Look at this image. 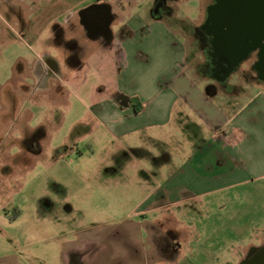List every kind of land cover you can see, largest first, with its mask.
Segmentation results:
<instances>
[{"label": "rangeland", "instance_id": "obj_1", "mask_svg": "<svg viewBox=\"0 0 264 264\" xmlns=\"http://www.w3.org/2000/svg\"><path fill=\"white\" fill-rule=\"evenodd\" d=\"M153 1L95 2H107L117 16H128L132 12L142 16L147 15ZM203 1L173 0L169 5L174 14L163 18L177 30L186 45L183 73L190 89H198L204 96L205 89L213 82L201 75L198 67L204 56L190 37L202 21ZM33 6L31 0H0V264H67L66 252L76 244L80 233H103L105 226L97 227L95 223L105 224L111 217L109 213L132 215L144 196L141 186L145 183L138 172L150 173L154 168L149 157L158 161L165 156L171 158L170 163L160 164V168L168 172L189 156L191 143L184 133V125L179 126L183 121L174 119L160 131H148L149 136L161 141L159 147L147 142L142 146L138 142L136 146L145 148L146 154L137 150L123 152L120 142H109L99 130L92 129L88 134L92 124L76 127L83 121L86 123L89 114L72 94L60 95L53 90L54 86L51 92L32 91L35 56L42 50L28 38V19L33 15L30 9ZM44 21L36 22L35 35H41ZM119 25L116 20L112 27L117 30ZM42 34L43 41L48 33ZM52 52L61 59L58 51ZM252 63V60L244 61L229 76L228 83L234 85L229 93L219 87L215 98L197 100L194 94L192 103L195 107H228L230 111L264 107V82L256 80ZM61 66L64 74L71 72L69 67ZM176 69L172 72L177 73L179 69ZM21 84L26 86L20 88ZM28 86H31L29 92ZM256 98L261 104L259 101L253 104ZM179 106L180 103L176 105ZM185 114L189 121H198L188 112ZM227 130L224 126L209 133L222 144H228L226 152L235 150L236 155H241L236 169L243 171L252 149L227 143ZM202 134L210 138L204 128ZM36 148L41 151L39 155H34ZM194 196L172 205L170 210L178 220V228H184V222L190 220V225L196 227L195 232L220 233L223 239L202 243L207 248L219 244L225 252H231L226 264H238L245 256L243 247H250L247 254L264 250L260 247L264 242V175L249 177L246 182L221 191ZM120 248H123L120 254L124 253L129 260L133 258V264L139 263L126 247ZM85 259L80 258V261L88 264Z\"/></svg>", "mask_w": 264, "mask_h": 264}, {"label": "crops", "instance_id": "obj_2", "mask_svg": "<svg viewBox=\"0 0 264 264\" xmlns=\"http://www.w3.org/2000/svg\"><path fill=\"white\" fill-rule=\"evenodd\" d=\"M95 1L31 0L32 6L36 4L30 7L33 15L28 19V38L42 48L35 60L42 63V58H48L55 63L57 69L53 73H58V88L47 79L43 82L39 70L34 73V61L31 74L34 87L28 86V92L29 88L34 92H51L54 86L53 90L60 95L72 94L89 114L88 121L76 127L92 124L88 134L92 129L99 130L109 142H120L121 151L128 153L137 150V153L146 154L142 148L144 142L159 147L161 141L149 136L148 131H160L174 119L186 120L187 124L180 122L179 126L184 125L191 150L183 163L168 172L163 171L160 164L170 163L171 158L165 156L158 161L149 157L154 168L150 173L138 172L145 183L141 186L144 196L135 204L132 215L124 217L109 213L111 217L105 220V224L95 223L97 227L105 226L103 233H80L76 244L66 252L65 263L73 255L86 258L88 264H133V258L129 260L124 253L120 254L123 246L139 259L138 264H226L231 252H225L219 244L207 248L202 243L223 239L220 233L195 232L196 227L190 225V220L184 222V228H178V220L170 209L194 195L221 191L246 182L249 177L264 175V107H232L231 111L228 107L213 105L195 107L191 100L194 94L197 100L207 101L219 94V87L209 89L214 83L210 84L204 96L198 89H190L183 73L187 49L177 30L166 24L163 16L153 14L151 8L147 15L132 12L128 16H117L110 4ZM101 4L109 5L111 14L120 22L117 30L110 26V39L103 31L94 30L88 34L80 23L82 9ZM43 19L45 25L41 35L37 36L36 22ZM45 32L48 36L42 41ZM47 48L58 51L61 59L53 56ZM62 64L71 72L64 74ZM176 68L179 71L173 73ZM203 77L211 80L207 75ZM228 79L226 84L234 88ZM259 98L253 104L260 103ZM178 103L180 106L176 107ZM187 112L198 121L191 118L189 121ZM224 126L228 129L225 134L227 143L247 145L252 149V156L244 164L243 171L236 169V162L242 160L238 159L241 155H236L235 150L226 152L228 144H222L209 133ZM203 128L210 138L202 134ZM138 142L142 146H136ZM40 153L39 148L34 150V155ZM78 154L83 155L82 152ZM165 243L170 246L168 250L163 249ZM260 247H264V242ZM243 248L246 256L250 247Z\"/></svg>", "mask_w": 264, "mask_h": 264}, {"label": "flooded vegetation", "instance_id": "obj_3", "mask_svg": "<svg viewBox=\"0 0 264 264\" xmlns=\"http://www.w3.org/2000/svg\"><path fill=\"white\" fill-rule=\"evenodd\" d=\"M171 1L173 0H154L151 12L159 16H172L174 9L169 5ZM202 3V21L199 26H195L190 37L193 38L192 43L200 47L203 53L204 61L200 65L202 72L214 83L208 88L221 87L226 91L233 88L223 82V78L230 69L236 68L231 62L241 48H245L247 55L239 66L244 61L252 60V69L258 77V73L262 71L260 64L264 62V0H204ZM81 11L79 13H82ZM83 15L84 22L93 25L92 30L103 31L105 35L106 23L111 21L112 26L117 20L114 14H108L106 7L91 8ZM226 32L229 34L226 35ZM220 47H229L231 51H221ZM41 61L42 63L38 59L35 60L34 73L39 70L43 82L47 79L58 88V73H53L57 69L55 63L48 58H42ZM24 86L26 85L22 84L20 88ZM169 247L165 243L163 249L168 250ZM252 251L246 254L239 264H264V250Z\"/></svg>", "mask_w": 264, "mask_h": 264}, {"label": "water", "instance_id": "obj_4", "mask_svg": "<svg viewBox=\"0 0 264 264\" xmlns=\"http://www.w3.org/2000/svg\"><path fill=\"white\" fill-rule=\"evenodd\" d=\"M100 7H106V9L108 11V14L111 16L110 6L107 5V4L92 5V6L88 7V8H86V9H83L81 11L82 13H79L80 23H81L82 27L86 30V32L88 34L89 33L92 34L93 33L92 31H94L96 29L92 30L93 29V25L90 24V23H85L84 22V20H83V17H84L83 13L86 12L87 10L91 9V8H100ZM110 22L111 21H108L106 23L105 27H104V30L106 31L107 37H109V39L111 38L110 37L111 36V32H110V29H109L110 28ZM227 34H229V32H226V35ZM230 34H232V33H230ZM220 50L221 51L223 50L224 52H226V51H229L230 48L229 47H220ZM232 50H233V48H232ZM246 55H247V52H246L245 48L239 49L237 51V57L232 59V62H231L232 66H234V67L237 68L239 66V64L241 63V61L246 58ZM236 68L230 69V71L227 72V74L223 78V82H226L227 81V79L230 76V74L233 73L236 70ZM259 68L262 71L260 73H258V80L264 82V62L260 64V67ZM67 264H83V263L80 261V258L79 257H77V256H70L69 261H68Z\"/></svg>", "mask_w": 264, "mask_h": 264}, {"label": "trees", "instance_id": "obj_5", "mask_svg": "<svg viewBox=\"0 0 264 264\" xmlns=\"http://www.w3.org/2000/svg\"><path fill=\"white\" fill-rule=\"evenodd\" d=\"M198 69H199V70L201 69V70H200V73H201L202 76H206V74L202 72V68H201L200 66L198 67Z\"/></svg>", "mask_w": 264, "mask_h": 264}]
</instances>
